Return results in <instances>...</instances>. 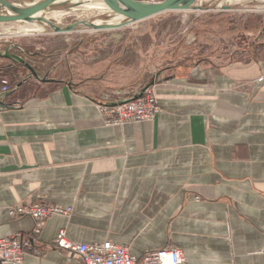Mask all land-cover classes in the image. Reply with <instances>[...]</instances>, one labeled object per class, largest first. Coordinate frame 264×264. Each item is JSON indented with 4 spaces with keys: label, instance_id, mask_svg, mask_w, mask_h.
Returning a JSON list of instances; mask_svg holds the SVG:
<instances>
[{
    "label": "crops",
    "instance_id": "0c3cea01",
    "mask_svg": "<svg viewBox=\"0 0 264 264\" xmlns=\"http://www.w3.org/2000/svg\"><path fill=\"white\" fill-rule=\"evenodd\" d=\"M55 85L0 112V238L35 227L9 208L73 209L42 222L23 264H80L52 246L60 231L137 259L176 248L187 264H264V59L178 66L152 88L154 120L122 127L102 125L83 81Z\"/></svg>",
    "mask_w": 264,
    "mask_h": 264
},
{
    "label": "rangeland",
    "instance_id": "374dc122",
    "mask_svg": "<svg viewBox=\"0 0 264 264\" xmlns=\"http://www.w3.org/2000/svg\"><path fill=\"white\" fill-rule=\"evenodd\" d=\"M80 3L51 5L44 10L42 19L58 29L77 22L107 19V11H74ZM256 18L261 23L253 30ZM11 27L9 23L0 24V45L14 43L47 59L38 67L43 72L48 71V78L76 84L101 77L107 85H92L101 89L97 99L113 91H120L124 98H129L155 76L158 75L157 83L178 66L245 64L264 59V0L239 3L199 0L189 11L166 12L112 31L93 32L79 25L71 33L57 34L45 25L43 32L21 34ZM4 73L2 80L7 81L10 89L30 76V73L25 76L13 70L7 75ZM22 85L25 86L17 93L20 100L43 97L47 90L59 86H37L32 81ZM36 86L39 91L35 95ZM89 92L92 91L89 89Z\"/></svg>",
    "mask_w": 264,
    "mask_h": 264
},
{
    "label": "built area",
    "instance_id": "2783aa9c",
    "mask_svg": "<svg viewBox=\"0 0 264 264\" xmlns=\"http://www.w3.org/2000/svg\"><path fill=\"white\" fill-rule=\"evenodd\" d=\"M38 66L37 63H32L34 69L39 68ZM26 75H29L28 71H25ZM9 89L7 81L2 80L0 92H6ZM123 99L126 98L120 91L106 92L98 98L97 110L103 126L122 127L128 124L148 123L152 122L156 113L159 112L151 89L146 90L141 97L125 104L114 107L106 106L108 103H117ZM7 212L10 219L30 218L35 221V227L30 236L15 234L0 238V264H23L25 253L29 252L35 256L41 254L37 246H39L38 235L42 222L51 217H70L73 209L37 203L12 207ZM52 246L55 249L75 254L80 264H187L183 253L176 248L160 249L137 259L125 246L109 241L92 245L76 244L66 239L63 231L57 234Z\"/></svg>",
    "mask_w": 264,
    "mask_h": 264
},
{
    "label": "water",
    "instance_id": "95a60500",
    "mask_svg": "<svg viewBox=\"0 0 264 264\" xmlns=\"http://www.w3.org/2000/svg\"><path fill=\"white\" fill-rule=\"evenodd\" d=\"M56 0H40L36 4L26 7L23 9H16L11 6L9 3L10 0H0V9L5 8L11 12V15L5 16L0 15V24L1 23H13V22H31V21H39L41 23H45L49 25L55 33L57 34H65L71 33L72 30L79 26H85L90 29V31L98 32V31H112L118 30L123 27L135 24L137 22L155 17L157 15L166 13V12H174V11H189L195 4V2L199 0H162L159 2H144L138 0H101L105 7L114 15H117L122 18V21L118 24L114 25H102L96 26L91 25L87 21L85 22H77L69 25L65 29L55 28L51 23L47 22L44 19H33L32 16L40 11L47 9L49 6L53 5ZM66 4V3H63ZM16 45L8 46L4 51H0V59L11 61L17 65L23 67L24 70L28 71L33 79L42 83H51L53 80L47 79V75L43 78H39L35 69L30 66L28 63L23 61L21 58L17 57L13 53H11V49L15 48ZM158 76V75H157ZM155 76L151 81L145 85L138 93L133 96L120 100L117 103H108L106 106L114 107L116 105H122L129 101L135 100L143 95V93L149 88L153 87L156 84ZM21 84H18L20 86ZM13 92H0V112H7L12 110L21 109L20 103L11 102L8 103L6 100Z\"/></svg>",
    "mask_w": 264,
    "mask_h": 264
},
{
    "label": "bare ground",
    "instance_id": "6f19581e",
    "mask_svg": "<svg viewBox=\"0 0 264 264\" xmlns=\"http://www.w3.org/2000/svg\"><path fill=\"white\" fill-rule=\"evenodd\" d=\"M38 1H40V0H10L9 3L11 4L12 7L16 8V9H23V8L30 7L34 4H36ZM81 1L83 4L80 3ZM240 1L244 2V1H249V0H226V2H236V3L237 2L239 3ZM68 2H70L74 5H76L78 3L81 4V5L75 6L74 11L78 10V9L82 10V11L98 10L99 12H101V11L106 12L107 11V13H109L106 20L96 19L92 22L87 21L89 24L91 23V25H96V26L114 25V24H118L122 21L121 17L114 15L109 11L105 7V5L103 4V2L101 0H56L53 5H60L63 3H68ZM43 12H44V10L34 14L32 16V18L33 19H42ZM0 15L8 16V15H11V12L5 8H1L0 9ZM50 17H51V15H50ZM17 23H20V22L9 23V25L12 26L11 28H14L16 30V33H21V34H27V33H32V32H38V33L43 32L44 26L47 25V24L41 23L37 20L36 21L33 20L31 22H23L24 23L23 26H17L16 25Z\"/></svg>",
    "mask_w": 264,
    "mask_h": 264
},
{
    "label": "flooded vegetation",
    "instance_id": "af4514ba",
    "mask_svg": "<svg viewBox=\"0 0 264 264\" xmlns=\"http://www.w3.org/2000/svg\"><path fill=\"white\" fill-rule=\"evenodd\" d=\"M12 45H16L15 48L11 49V53H13L14 55H16L17 57L21 58L23 61H25L26 63H28L30 66H32V63H37L40 65L39 61L41 60L40 59V56L39 54H35V53H32V52H29L28 50L24 49L23 47H21L20 45H17V44H14V43H6L5 45L2 44L0 45V51H4L6 47L8 46H12ZM1 63H7L4 67L7 68V70H13L14 73L16 74H21V70L23 69V67H21L20 65H17L15 63H12L11 61H8V60H3V59H0V69L3 67V65H1ZM17 66H19L20 68L17 69ZM42 66V65H41ZM16 69V70H15ZM37 75L39 76V78H43L45 75H47V79H50V80H53V82H51L53 85L52 86H56L55 84H57L58 82H61L60 80H57L56 78H48L50 77L48 75V71H45L43 72V70L41 68H36L35 69ZM26 80V81H25ZM23 81V83H28V82H34V84H36L37 86H44V85H48L50 83H42V82H38L36 81L35 79H33L30 76H28L26 79ZM21 82V85L18 86V87H15L13 89H9L8 91L6 92H13L8 98H7V102L8 103H11V102H15V98L17 97V93L21 90V88H23V86L25 85H22L23 84ZM31 86H35V85H31ZM36 86V87H37ZM39 87H37L36 90H33V92L35 93V95L37 94V92L39 91L38 90Z\"/></svg>",
    "mask_w": 264,
    "mask_h": 264
},
{
    "label": "trees",
    "instance_id": "16d2710c",
    "mask_svg": "<svg viewBox=\"0 0 264 264\" xmlns=\"http://www.w3.org/2000/svg\"><path fill=\"white\" fill-rule=\"evenodd\" d=\"M260 23H261L260 19L259 18H256L254 20V22H253V30H256L259 27ZM18 68H20V67L17 66V69ZM22 73H25L24 69L21 70V74ZM3 76H4V73H1V75H0V84H1V81H2ZM103 82L104 81H102L99 78H89V79H86L85 81H83V83H84V85H87V86L83 87L82 90H81V92L83 94H88V95L90 94L89 96H91V93H92V95L96 96L101 89H99V88L98 89L97 88H93L92 85H103L102 84ZM71 85H73V84L71 83ZM89 89L92 92H89ZM92 100H95V99H92ZM94 102H96V101H94Z\"/></svg>",
    "mask_w": 264,
    "mask_h": 264
}]
</instances>
